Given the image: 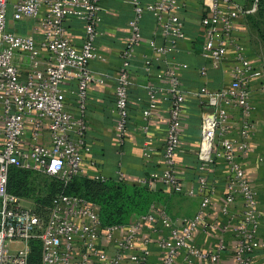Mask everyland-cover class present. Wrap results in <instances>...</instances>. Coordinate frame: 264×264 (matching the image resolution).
Listing matches in <instances>:
<instances>
[{
	"label": "built area",
	"instance_id": "obj_1",
	"mask_svg": "<svg viewBox=\"0 0 264 264\" xmlns=\"http://www.w3.org/2000/svg\"><path fill=\"white\" fill-rule=\"evenodd\" d=\"M258 1L250 8L243 0L200 2L205 35L202 57L206 61L200 76L206 79L210 68H223L230 57L231 70L229 84L219 89L206 85L196 93L199 104L210 110L202 116L197 185L185 188L177 158L187 100L181 71L189 66L172 56L180 53L190 38L187 11L194 0H131L133 15L112 94L119 144H124L131 125V68L144 42L142 24L146 16H152L167 43L149 42L151 54L144 58L149 74L154 62L162 66L154 76L158 85L145 87L149 100L141 112V131L146 157L154 151L150 125L161 101L168 104L170 120L161 169L141 179L139 186L152 189L161 184L176 194L200 197L201 204L194 217L174 219L154 204L132 224L105 226L97 205L81 196L56 195L43 216L8 192L14 167L57 178L66 185L87 176V165L97 167L87 139L88 103L92 87L110 80L108 73L96 69L97 63L108 61L97 46L105 36L100 0H0V264H31L35 243L41 245L40 264H151L152 240L143 234L146 230L159 233L162 228L168 235L155 243L163 254L159 264L221 261L229 248V234L234 239L235 264H254L256 253L264 249L259 238L262 215L258 192L246 175L242 158L251 150L254 106L250 85L264 77V66L253 63L238 32L241 22L257 11ZM10 5L14 22H33L32 34L22 35L10 25ZM69 19L83 25L79 49L67 29ZM70 84L76 86L75 110L67 106L64 86ZM234 110L245 118L238 137L230 135ZM220 164L225 168L222 224L208 216L218 192V182L210 181V173ZM118 176L119 182L125 178L121 167ZM94 178L106 181L101 175ZM238 204L240 212L233 210ZM197 232L215 234V246L209 250L197 247L193 243Z\"/></svg>",
	"mask_w": 264,
	"mask_h": 264
},
{
	"label": "crops",
	"instance_id": "obj_2",
	"mask_svg": "<svg viewBox=\"0 0 264 264\" xmlns=\"http://www.w3.org/2000/svg\"><path fill=\"white\" fill-rule=\"evenodd\" d=\"M15 1V0H13ZM152 2L153 0H144ZM200 2L194 0V4L187 11V30L190 38L184 43L180 53L172 57L180 62L188 64L186 71H181L182 86L187 93L186 105L183 112V127L181 136V146L178 153V169L185 188L197 185V166L199 164L197 151L200 145L201 122L203 113L210 110L206 106H201L196 97V93L203 86H209L212 89H219L230 82L231 57L221 69H212L208 71V77L203 79L200 76V70L206 65L202 57V48L205 41L204 31L200 25ZM103 7L102 28L105 36L97 42L101 54L107 57L106 63H97L96 69L104 71L110 75L103 85L92 87L91 99L88 103L87 121L89 130L87 139L92 144L93 158L97 162V167L86 166L87 176L94 178L101 175L106 181H119L118 172L120 167L125 173L122 182L130 185H138L141 179L147 178L155 169H161L162 152L165 148L166 135L169 127V107L165 101H161L159 108L154 113L150 125V136L154 151L150 157L144 155L145 137L141 131L143 125L142 110L148 102L149 97L146 86L149 84L158 85L154 76L162 68L161 64L154 62L151 74L144 69V58L151 54L149 42L155 41L158 45H164L167 42L160 35L155 19L152 16H146L142 24L144 42L137 49V55L131 68L132 86L130 88L131 99V125L129 133L125 138L123 145L119 144L116 130L115 117L113 109V92L119 64L120 54L125 47L128 38V23L133 15V6L131 0H100ZM13 8L10 5L9 22L12 27L22 35L32 34V21L16 23L12 19ZM246 21H242L238 36L247 46L250 59L258 67L264 66L260 55L254 50L249 41H245V33L249 31ZM67 29L75 46L79 49L83 44V25L75 19H69L66 22ZM67 96V106L75 110L76 94L73 92L76 86L73 84L65 85ZM251 100L254 111L250 117L252 129L250 134L251 150L247 156L242 158V163L247 177L258 192L261 218V230L259 238L264 245V77L254 79L250 85ZM245 118L241 111L234 110L231 113V123L233 131L230 134L234 137L239 136V132ZM225 168L222 164L212 168L210 181L218 182V192L215 195L212 206L209 209L208 216L212 221L222 224L225 217L222 210L225 206V194L223 176ZM160 192L168 197L169 203L173 206L176 219L184 217H194L200 209V197H189L183 194H176L167 186L158 184L150 189ZM165 208L162 204H157ZM240 205L233 206L234 211L240 212ZM168 231L162 228L161 232L154 233L146 230L143 237L152 240V258L151 264H159L162 259V251L156 246V241L161 237L167 236ZM229 242L228 251H226L221 261L195 262L194 264H235L234 262V239L231 234L227 236ZM215 234H203L197 232L193 243L203 250L212 249L215 246ZM264 249L258 251L254 257V264H262ZM182 258L180 259L181 263Z\"/></svg>",
	"mask_w": 264,
	"mask_h": 264
},
{
	"label": "trees",
	"instance_id": "obj_3",
	"mask_svg": "<svg viewBox=\"0 0 264 264\" xmlns=\"http://www.w3.org/2000/svg\"><path fill=\"white\" fill-rule=\"evenodd\" d=\"M260 5L261 0L258 1L257 12ZM251 17L252 15L247 17V22ZM48 179L50 180L46 184L48 194L44 196L36 189L37 173L14 167L9 175L8 192L24 200L34 199L36 208L32 209L43 216L47 215L48 208L56 195L64 193L81 196L97 205L101 221L105 226L132 224L147 215L152 206L158 203L164 205L167 213L174 219L178 216L168 202L167 196L143 186L112 180L99 181L88 176L77 177L67 185L57 178L48 177ZM36 244L38 247L39 243ZM33 255L34 245L31 256Z\"/></svg>",
	"mask_w": 264,
	"mask_h": 264
},
{
	"label": "rangeland",
	"instance_id": "obj_4",
	"mask_svg": "<svg viewBox=\"0 0 264 264\" xmlns=\"http://www.w3.org/2000/svg\"><path fill=\"white\" fill-rule=\"evenodd\" d=\"M243 3L248 7H252L254 4L253 0H243ZM258 11V8H257ZM252 14V17L248 20L249 31L245 33V41H249L254 48V50L260 55L261 60L264 62V0H261V5L259 12ZM250 16V15H249ZM48 177L37 174V192L46 196L48 190L46 184L49 183ZM25 206L29 208H36L34 204V199L28 198L25 199ZM44 210V209H43ZM41 260V245L37 247V244H34V255L31 259V264H40Z\"/></svg>",
	"mask_w": 264,
	"mask_h": 264
}]
</instances>
